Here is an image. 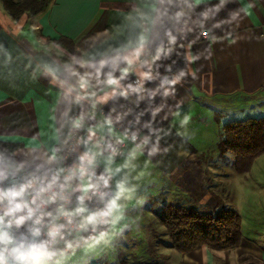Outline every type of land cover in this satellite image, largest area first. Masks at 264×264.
Wrapping results in <instances>:
<instances>
[{
	"label": "crops",
	"instance_id": "1",
	"mask_svg": "<svg viewBox=\"0 0 264 264\" xmlns=\"http://www.w3.org/2000/svg\"><path fill=\"white\" fill-rule=\"evenodd\" d=\"M49 3L43 13L14 19L0 0V142L17 146L12 161L22 165L8 171L0 189H8L23 169L45 179L49 160L64 150L77 120L90 141L107 133L137 136L138 146L127 143L121 157L95 158L112 177L117 216L123 213L112 227L121 230L114 233L129 244H148L145 249L166 242L164 261L146 264H264V226H258L264 219L244 233L238 202L247 192L233 194L240 182L243 187L242 174L225 172V154L216 149L225 120L264 111V0ZM141 44L139 60L119 86L103 84L113 58ZM100 61L108 63L98 77ZM126 66L121 60L114 75L119 78ZM73 71L89 74L88 88L79 87ZM145 72L149 78L141 75ZM181 72L179 82L168 83ZM168 203L235 210L241 242L179 253L158 217ZM7 207L0 203V216ZM14 221L6 217L0 230L22 232L24 224ZM115 234L110 238L119 242ZM63 255L40 264L75 261Z\"/></svg>",
	"mask_w": 264,
	"mask_h": 264
},
{
	"label": "built area",
	"instance_id": "2",
	"mask_svg": "<svg viewBox=\"0 0 264 264\" xmlns=\"http://www.w3.org/2000/svg\"><path fill=\"white\" fill-rule=\"evenodd\" d=\"M264 41V28L261 33ZM134 81L139 84V78L135 77ZM80 122V121H79ZM69 136L64 146V150L59 156L51 158L49 163V173L45 179H42L40 175L34 172L23 169L16 178L9 183V188L19 187L23 184H27L31 181L32 187L29 188L23 197L28 201L30 206L36 207L40 204L37 200L36 204H31L32 196L35 191L41 187L46 186L53 177H57L56 184L52 189L43 197L47 199L48 196L53 193L56 194L54 202H49L39 207L36 215L44 214V218L40 225L34 224L32 220H27L24 223V229L20 233H16L11 229H8L11 235L15 238L16 244L23 242L26 244L47 240L48 228L53 224H64L63 239H57L55 243L48 244V252L50 255L45 258H54L63 254L70 253L78 248L84 246L87 242L96 239V237L103 234L108 227L109 214L103 215L108 212L111 197L113 195L112 177L108 170L97 162V156L110 157L117 159L121 157L126 148L127 143H132L134 146H138L137 136L122 137L113 133H107L94 141H90L86 134V129L83 122H80L79 127H72L69 131ZM93 146V150L88 151L87 145ZM85 153L92 160L91 164L85 161V167L87 174L83 177H79L78 167L80 166V157ZM73 171H76L75 178L65 182V177L69 176ZM90 184L92 187L89 191L84 192L83 185ZM61 185H64L61 188ZM83 197L81 200L80 198ZM79 205L84 206L83 212H76ZM66 212H72L73 215L68 218L60 214V210ZM47 213H51L48 216ZM26 215V210L24 213ZM95 215V222L88 224L85 223V219L89 215ZM68 219H71V223H68ZM81 224L84 226L81 227ZM39 227L41 229L40 237L32 236V229ZM71 244V247L68 245ZM11 258V256H9ZM12 259V258H11Z\"/></svg>",
	"mask_w": 264,
	"mask_h": 264
},
{
	"label": "trees",
	"instance_id": "3",
	"mask_svg": "<svg viewBox=\"0 0 264 264\" xmlns=\"http://www.w3.org/2000/svg\"><path fill=\"white\" fill-rule=\"evenodd\" d=\"M11 18L23 13L37 15L45 12L51 0H1ZM219 154L231 152L238 174L251 169L254 161L264 153V117L231 120L221 127ZM16 145L0 142V152L12 160ZM172 248L185 254L198 246L223 250L238 245L242 240L241 216L233 209L218 206L212 210L165 204L158 212Z\"/></svg>",
	"mask_w": 264,
	"mask_h": 264
},
{
	"label": "clouds",
	"instance_id": "4",
	"mask_svg": "<svg viewBox=\"0 0 264 264\" xmlns=\"http://www.w3.org/2000/svg\"><path fill=\"white\" fill-rule=\"evenodd\" d=\"M203 35H207V33H203ZM174 39V38H173ZM143 49V44L136 47L130 54L123 56L122 58L120 56H116L113 58V71H110L106 74V78L103 80V84L111 87V86H119L120 80L123 79L128 72L131 70L132 65L139 60L141 53ZM157 59L159 56L156 57ZM198 57H190V61H194ZM122 60L124 64H126V67L120 68L119 71L121 72V76L117 78L114 75V71L117 70L118 63ZM108 62L107 61H100V68L96 69V74L99 77L101 74L102 69L106 66ZM80 67H84V64L81 63ZM92 67H95V65H92ZM74 75L79 76V87L81 89H86L89 87V74H83L81 75L79 72L73 71ZM141 75L144 78H149L150 73H141ZM185 75L184 72H181L180 75H178L174 80L169 81L168 83L175 85L177 82L180 81L181 77ZM115 91V89H113ZM133 91H139V89H133ZM124 95L125 93H121ZM167 90L165 91V95H167ZM185 122H187V118H185ZM80 122L79 120L75 121L73 124V127H79ZM80 166L76 171L79 173V177L83 178L87 174V169L84 166L85 161H87L88 164H91L92 160L88 157V154L85 153L83 156L80 157ZM12 167H22V165H17L14 161L11 160L10 157L6 156L4 152H0V180L3 178H6L8 171L11 170ZM76 171H73L69 176H66L65 182L75 178ZM57 177H53L52 180L46 185L39 187L34 195L32 196L31 204H36L37 200L40 201V204H38L35 208L30 206L29 202L24 200L23 197L25 195V192L32 187L31 181L27 184H23L21 186L17 187H11L8 189H0V203L7 202L8 207L5 209L4 214L0 216V222H4L6 217H15V224L17 226L23 225L27 220L34 219L35 225H40L44 214L41 213V215L37 216L36 212L38 211L39 207L42 205H45L49 202H54L56 199V194L53 193L52 195L48 196L47 199H44L43 197L52 189L53 185L57 182ZM64 185H61V188H63ZM92 187L90 184L83 185V191L87 192ZM81 200L83 197L80 198ZM116 207L115 200L112 201L111 206L109 208L108 212L103 213V215H108L112 209ZM25 214H20L24 213ZM83 208H77L76 212H83ZM19 214V215H18ZM60 214L64 217L70 218L73 213L72 212H66L63 211V209L60 210ZM48 216H51V213H47ZM96 216L89 215L85 219V223L91 224L95 222ZM68 223H71V219H68ZM9 225L12 223L11 220L8 221ZM84 225L81 224V227ZM65 225L64 224H56L53 223L46 233L47 240L34 242V243H20L16 244L15 238L11 235V233L7 230H0V264H10L9 256H11V264H40V261L48 257L50 253L48 252V244L49 243H55L57 239H63V229ZM32 236L33 237H40L41 236V229L39 227H35L32 230ZM68 247H71V244L68 245Z\"/></svg>",
	"mask_w": 264,
	"mask_h": 264
},
{
	"label": "rangeland",
	"instance_id": "5",
	"mask_svg": "<svg viewBox=\"0 0 264 264\" xmlns=\"http://www.w3.org/2000/svg\"><path fill=\"white\" fill-rule=\"evenodd\" d=\"M259 117H264V111L247 112L244 114L242 113V115L235 119L243 120L247 118ZM225 121L228 122L229 120ZM221 127L222 126L218 128ZM218 141L219 140L217 139V142ZM216 149L218 150V148ZM224 154V164L226 167L225 172L235 173L233 167L234 155L231 154V152H226ZM251 166L252 167L248 172L242 174L243 187L242 183L240 182V184L237 185L238 188L233 190L234 196H236V194H241L240 192L242 190L240 188H243L244 192H247L242 197L241 201L238 202V206L241 207L239 213L240 215L242 214V219L244 221V233H247V231L249 232V230L254 227L253 225H256V221L258 219H264V153L259 156ZM114 199L115 198H113L111 201ZM117 210L118 206L116 205V207L109 213L108 227L103 234L96 237V239L87 242L81 248H78L67 254L65 253L61 258H65V261L75 259V261L69 262L70 264H146V260L147 262L164 261L165 254L163 252V247L167 245L166 242L162 243L161 245L152 244V248L145 249L148 244L141 242L129 244L124 242V235H121L122 233H114L115 229L117 228L114 229L112 227L114 223H117L119 217L123 214L119 213L117 216ZM261 225L264 226V223L259 222L258 226L261 227ZM117 230H121V227H119ZM112 234L117 235L119 242L110 238ZM120 236H122L123 239Z\"/></svg>",
	"mask_w": 264,
	"mask_h": 264
},
{
	"label": "water",
	"instance_id": "6",
	"mask_svg": "<svg viewBox=\"0 0 264 264\" xmlns=\"http://www.w3.org/2000/svg\"><path fill=\"white\" fill-rule=\"evenodd\" d=\"M9 261H10V264H11V258L9 257Z\"/></svg>",
	"mask_w": 264,
	"mask_h": 264
}]
</instances>
